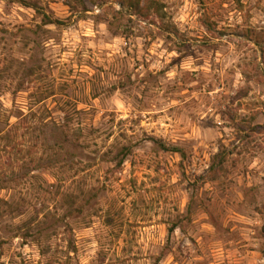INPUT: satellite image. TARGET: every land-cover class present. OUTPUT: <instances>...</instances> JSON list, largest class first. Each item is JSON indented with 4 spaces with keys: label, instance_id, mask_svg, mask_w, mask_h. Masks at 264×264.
<instances>
[{
    "label": "rangeland",
    "instance_id": "1",
    "mask_svg": "<svg viewBox=\"0 0 264 264\" xmlns=\"http://www.w3.org/2000/svg\"><path fill=\"white\" fill-rule=\"evenodd\" d=\"M136 2L0 0V264H264V0Z\"/></svg>",
    "mask_w": 264,
    "mask_h": 264
},
{
    "label": "trees",
    "instance_id": "2",
    "mask_svg": "<svg viewBox=\"0 0 264 264\" xmlns=\"http://www.w3.org/2000/svg\"><path fill=\"white\" fill-rule=\"evenodd\" d=\"M141 4V0H137L136 2V6L138 7L139 5ZM87 10V9H86ZM58 21L56 20H53V19H48L47 23L48 24H56ZM164 147V145H162ZM166 148L167 150H172V151H175V152H180L181 150L177 147H164ZM229 152L226 151L225 149H221L219 150L215 155L214 157L212 158V163L210 165V169H209V172L210 173H217L219 171H223L224 170V163L226 162L227 160V156H228ZM170 233H172L174 231V227H171L169 229Z\"/></svg>",
    "mask_w": 264,
    "mask_h": 264
}]
</instances>
